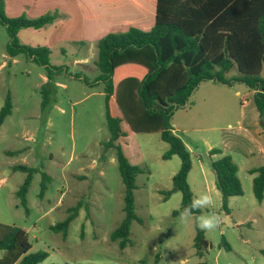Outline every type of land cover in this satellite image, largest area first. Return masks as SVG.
Here are the masks:
<instances>
[{"label":"rangeland","instance_id":"obj_1","mask_svg":"<svg viewBox=\"0 0 264 264\" xmlns=\"http://www.w3.org/2000/svg\"><path fill=\"white\" fill-rule=\"evenodd\" d=\"M64 1L50 26L29 31L23 38V45L48 49L51 65L64 66L62 73L52 77L24 54L8 65L9 36L0 24V109L8 93L13 105L12 114L0 128V223L24 229L31 252L48 253L43 264H153L157 259L161 264H264V200L261 204L256 201L253 177L247 171L257 167L261 153L247 161L235 157L244 194L229 199L227 212L220 192L211 188L215 177L202 141L218 142V132L210 129L226 126V114L231 119L230 103L221 101L223 97L232 100L236 90L241 96L247 94L242 84L234 90L212 83L202 85L172 122L194 153L190 175L194 195L213 194L215 208L202 211L215 210L222 217L219 228L205 232L207 252L197 255L194 220L181 222L179 216H172L180 207L181 193L164 199L163 192L172 188L181 162L177 156L163 159L169 145L158 132L136 134L130 141L127 152L143 170L134 191L142 223H132L131 243L126 248L111 239L125 217V187L115 150L104 147L111 138L104 84L90 86L83 79L92 82L99 75L95 63L103 37L131 27L151 30L156 0H80L85 28L71 23L77 7ZM45 92L49 103L42 109ZM211 110L212 114L218 112L217 119L211 118ZM15 165L35 167L51 177L41 195V174H34L27 194L28 213L16 195L26 174L15 172ZM75 207L77 216L67 235L53 232L51 227L65 220Z\"/></svg>","mask_w":264,"mask_h":264},{"label":"trees","instance_id":"obj_2","mask_svg":"<svg viewBox=\"0 0 264 264\" xmlns=\"http://www.w3.org/2000/svg\"><path fill=\"white\" fill-rule=\"evenodd\" d=\"M57 14H45L36 19L25 16L10 18L5 2L0 0V24L8 33L7 53L10 58L24 54L43 66L48 76L60 74L64 66L50 64V51L32 48L20 43L22 29L39 30L52 24ZM95 65L99 75L94 81H83L90 86L104 84L106 121L111 138L104 145L116 152L118 168L125 187L124 214L111 239L121 249L130 243L133 222L142 223L136 213L134 191L136 178L142 173L139 163L128 154L130 141L141 133H160L169 145L164 160L174 156L180 159V169L172 178V188L163 192L164 199L179 192L180 207L172 212L178 217L180 210L195 196L189 183L192 170V153L183 139L174 132L173 118L183 110L193 93L204 82L227 87L243 84L254 93V103L264 130V0H156L154 26L149 31L131 27L124 33H110L98 42ZM80 79V77H77ZM44 93L42 109L49 103ZM12 100L8 93L0 109V128L12 114ZM219 155L217 159L213 156ZM215 175V185L222 196V207L228 212L229 199L243 196L238 166L229 154L221 149L208 153ZM13 170L26 174L16 195L27 208V194L34 174H41L42 195L51 182L46 172L35 167L15 165ZM253 193L256 201L264 200V164L252 168ZM78 207L70 209L69 216L51 227L55 233L67 235L70 224L77 216ZM197 255L208 250L205 232L197 229L194 239ZM27 232L18 227L0 223V264H43L48 253L31 252ZM225 249L230 250L225 246ZM139 264H148L142 261ZM153 264H161L157 259ZM179 264H207L206 262Z\"/></svg>","mask_w":264,"mask_h":264},{"label":"crops","instance_id":"obj_3","mask_svg":"<svg viewBox=\"0 0 264 264\" xmlns=\"http://www.w3.org/2000/svg\"><path fill=\"white\" fill-rule=\"evenodd\" d=\"M4 2H5L6 15L8 17L17 18V17L25 16L29 19H36L45 14L59 13L61 11L60 7H62L61 4L63 6L65 5L64 0H4ZM70 3L72 7L73 6L77 7L74 13V16L70 18L71 23H73L74 25H80L82 28H85L84 10L80 6V0H70ZM48 26H45V27H48ZM32 30H35V29L30 28V29L20 30V32L18 33L20 43L22 44L25 43L23 38L26 37L28 32ZM16 58L17 56L14 58H10L8 65L14 64L17 61ZM208 83H212L215 85H221V84H216L214 82H204L199 86V88L202 85L208 84ZM224 87L234 90L236 89L237 84L234 85L233 87H227V86H224ZM223 98L224 99H222L221 101L223 105L228 104V103H230L231 105L230 106L231 119L229 118V114H226L225 118H228L226 126L224 125L212 126V128L210 129V131L212 132H216V131L218 132V136H217L218 142L216 144L214 145L210 144L209 140L206 138L202 139L204 146L206 147V154H208L209 151L212 149H215V148L221 149L224 154L231 155L234 162L236 163L235 157L243 161H247V160H251L255 158L258 153H261L262 158L260 159V162L257 165V167H260L261 165L264 164V130L260 126L259 113L254 103V93L248 90L247 94H245L244 96H241L240 90H236V92L234 93V97L232 99L234 101L229 100L227 97H223ZM226 101H229V102H226ZM218 117H219L218 112L216 111V114H212V110H211V118L217 119ZM173 127H174V132L178 135L177 131L179 130V128H175L174 124H173ZM185 144L188 147L189 151L194 156V153L192 152L191 148L188 146L186 142ZM219 157H220L219 155H215L212 157V159L215 160ZM196 158L199 160L200 162L199 164L201 168L204 170L203 162H201L202 157L198 155L196 156ZM236 164L238 166V172H239V165L238 163ZM257 167L248 168L247 169L248 173L250 169L257 168ZM193 169H194V164L192 161L191 172L193 171ZM177 172H174V175ZM191 172L188 178L189 183H190ZM252 177L254 176L252 175ZM206 184L207 183L205 181L204 182L205 187L207 186ZM190 186L192 188L193 193L195 194L194 187L191 185V183H190ZM214 187L216 188L215 181H214V185L212 184L211 188L214 189ZM1 255H2V252H0V256Z\"/></svg>","mask_w":264,"mask_h":264},{"label":"clouds","instance_id":"obj_4","mask_svg":"<svg viewBox=\"0 0 264 264\" xmlns=\"http://www.w3.org/2000/svg\"><path fill=\"white\" fill-rule=\"evenodd\" d=\"M214 209L215 202L213 194L202 192L194 196L191 203L180 210L179 220L181 222H195L196 227L204 232H211L220 227L222 217L215 211H202Z\"/></svg>","mask_w":264,"mask_h":264}]
</instances>
